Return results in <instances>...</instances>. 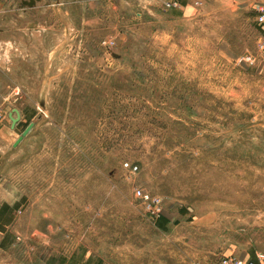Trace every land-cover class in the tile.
Returning a JSON list of instances; mask_svg holds the SVG:
<instances>
[{
    "label": "rangeland",
    "instance_id": "obj_1",
    "mask_svg": "<svg viewBox=\"0 0 264 264\" xmlns=\"http://www.w3.org/2000/svg\"><path fill=\"white\" fill-rule=\"evenodd\" d=\"M22 1L39 6L53 59L13 80L26 116L14 133L33 126L0 159L2 198L20 202L0 261L218 264L256 250L264 262V0H246L250 13L231 0ZM135 186L161 197L165 230Z\"/></svg>",
    "mask_w": 264,
    "mask_h": 264
},
{
    "label": "crops",
    "instance_id": "obj_2",
    "mask_svg": "<svg viewBox=\"0 0 264 264\" xmlns=\"http://www.w3.org/2000/svg\"><path fill=\"white\" fill-rule=\"evenodd\" d=\"M248 2L250 4V0ZM248 4H246V0H231L230 10L250 13L249 8L246 6ZM225 9L229 8L226 7ZM40 22L39 6H27L23 4V1L18 3L17 0H0V112L3 115L0 120V159L5 158L7 153L17 148L13 144L19 135L14 133L15 127H11L9 114L15 109L20 114L19 121L25 120L26 117L22 113L23 107L15 102L17 97H14L12 89L14 86L20 90L22 85L19 82L21 81L14 83L13 80L41 78L42 69L53 59L52 56L50 59V55L49 57L44 55L45 41L41 40L35 29L40 25ZM10 48H14V50ZM9 80H12L10 84ZM13 116H15V113H13ZM22 141H24V138L19 144ZM1 165L2 162H0V187L2 189L4 175ZM2 197L3 193L0 191V206L2 203L12 205L18 201V199L9 201ZM13 221L14 216L11 223L5 225L4 230L0 231V235L7 233V229ZM3 248L0 246L1 251L4 250ZM239 255L235 257L252 261H258L259 258V253L256 250H248ZM0 264L7 263L0 261Z\"/></svg>",
    "mask_w": 264,
    "mask_h": 264
},
{
    "label": "built area",
    "instance_id": "obj_3",
    "mask_svg": "<svg viewBox=\"0 0 264 264\" xmlns=\"http://www.w3.org/2000/svg\"><path fill=\"white\" fill-rule=\"evenodd\" d=\"M257 22L261 27H264V11L261 10L256 18ZM259 47H264V39L259 42ZM244 60L248 63H253L254 59L251 55H245L240 58V61ZM3 118V115L0 113V120ZM123 167L128 172L135 173L138 171L137 164L131 162H123ZM133 195L136 199L139 200L144 212L148 214L151 218L155 220L163 214V201L161 197L157 194H152L146 191L141 186H135L133 188ZM218 264H264L263 261H252L244 260L239 257L223 255Z\"/></svg>",
    "mask_w": 264,
    "mask_h": 264
},
{
    "label": "trees",
    "instance_id": "obj_4",
    "mask_svg": "<svg viewBox=\"0 0 264 264\" xmlns=\"http://www.w3.org/2000/svg\"><path fill=\"white\" fill-rule=\"evenodd\" d=\"M20 202H15L12 205H9L7 203H2L0 206V231L4 230L5 225H8L11 223L13 218V212L19 207ZM169 223V219L165 214L163 213L160 215L156 220L155 224L158 228L165 230L166 225ZM1 247H5L6 243L1 242Z\"/></svg>",
    "mask_w": 264,
    "mask_h": 264
},
{
    "label": "water",
    "instance_id": "obj_5",
    "mask_svg": "<svg viewBox=\"0 0 264 264\" xmlns=\"http://www.w3.org/2000/svg\"><path fill=\"white\" fill-rule=\"evenodd\" d=\"M13 113H15V116H13ZM10 120H11V127L14 128V126L16 125V123L19 121L20 119V114L17 110H13V112H11L9 114ZM33 126L32 122H29L26 127L22 130V132L20 133V135L17 137L15 143L13 144V146H17L19 144V142L23 139V137L31 130Z\"/></svg>",
    "mask_w": 264,
    "mask_h": 264
}]
</instances>
